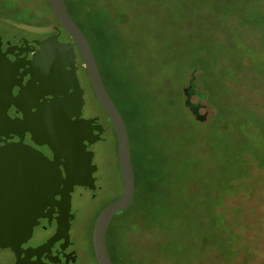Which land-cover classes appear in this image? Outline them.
Segmentation results:
<instances>
[{
	"label": "rangeland",
	"instance_id": "rangeland-1",
	"mask_svg": "<svg viewBox=\"0 0 264 264\" xmlns=\"http://www.w3.org/2000/svg\"><path fill=\"white\" fill-rule=\"evenodd\" d=\"M38 16L44 35L47 0H0V24ZM72 17L129 133L135 194L113 263L264 264V0H75ZM87 109L102 113L92 91ZM94 162L120 194L113 133ZM94 207L73 202L84 249Z\"/></svg>",
	"mask_w": 264,
	"mask_h": 264
},
{
	"label": "water",
	"instance_id": "water-1",
	"mask_svg": "<svg viewBox=\"0 0 264 264\" xmlns=\"http://www.w3.org/2000/svg\"><path fill=\"white\" fill-rule=\"evenodd\" d=\"M47 1L53 16L76 45L92 90L108 116L116 136L122 193L101 211L95 220L92 232V245L97 263L112 264L106 247V231L114 214L128 209L135 194L129 133L103 83L91 46L80 27L69 15L65 0ZM58 36L59 33H56L38 43L39 51L29 63L32 71L24 87L14 81V69L6 54L2 53L0 43V129L15 124L20 125L29 120L27 115L31 110L29 108L23 110L22 105L31 90L37 87V83L57 89V92L47 93L53 96L51 104L45 110H36L31 115L32 123L43 134L44 141L39 144L48 145L54 153L52 161L41 153L26 149L21 142L8 143L2 140L4 143L0 147V248L2 249L15 250L25 243L42 216L41 210L46 205H50L56 195L60 196V203L68 210L73 187L86 185L85 179L80 174L82 165L72 149H64L70 156L68 168H65V179L56 162L58 148L80 143L75 132L59 131L70 128L72 118L70 111L73 108L78 110L82 100V90L74 73L76 70L74 45L59 42ZM67 68L70 69L68 74L64 73ZM15 85H18L20 90L16 96H13L12 89ZM38 97L35 100L38 101ZM11 105L23 113L24 120L21 123L8 117L7 111ZM76 122L81 124L82 120H78L77 117ZM61 185L63 189L59 190ZM5 210L21 211L22 214H6L3 213Z\"/></svg>",
	"mask_w": 264,
	"mask_h": 264
},
{
	"label": "flooded vegetation",
	"instance_id": "flooded-vegetation-1",
	"mask_svg": "<svg viewBox=\"0 0 264 264\" xmlns=\"http://www.w3.org/2000/svg\"><path fill=\"white\" fill-rule=\"evenodd\" d=\"M40 17L41 16H38L32 21H28L24 17H16L17 20L12 21L8 18L2 19L1 23L3 24H0L1 51L6 54V58L14 69V81L19 86L24 87L30 79V71L32 70H30L29 63L39 51V42L49 36L59 33V42L72 43L74 45L76 67L74 73L78 80L79 87L82 90L81 107L78 110L73 108L70 111L72 115L70 128L67 130H60L59 132H75L76 138L80 143L58 148L56 162L62 177L65 179V168H68L70 156L64 149H72L76 153L78 162L82 165L80 174L85 179L86 185H75L73 187L70 193V205L68 210L60 203V196L56 195L50 205H46L41 210L40 213L42 216L38 219V224L33 228L30 237L25 243H22L15 250L11 248H0V264H98L92 245V232L95 219L107 205L120 196L122 193V180L120 194L119 191L113 193L108 192V189H104L101 185L99 167L95 164L94 159L97 145L105 142L110 133H113L115 136V132H108L110 129L113 131L114 129L98 100L97 102L102 113L100 111L93 113L88 112V96L91 91L94 96L95 94L90 85L83 60L76 45L59 25L55 17H53L54 19L47 25L48 33L40 35L43 29V23H41L42 20H40ZM69 71L70 69L67 68L64 70V73L68 74ZM103 83L105 84V82ZM18 85H15L12 89L13 96H16L20 90ZM36 85L37 87L31 90L30 95L25 98L22 105L23 110H28V108L31 110L28 112L27 116H29V120L27 122L21 123L22 120H24L23 113L18 108L13 105L9 107L7 111L8 117L21 124H15L0 129V147L4 145L2 140H6L8 143L21 142L26 149L41 153L48 160L52 161L54 159V153L48 145L39 144L44 141L42 138L43 134L42 131L36 128L32 123L33 118L31 115L36 110H45L53 99V96L47 93L57 92V89L44 85L41 86L39 83ZM69 93H71V91ZM37 96H39L38 101L35 100ZM76 116L78 120H82L81 124H78V122L75 123L77 119ZM62 189L63 185L60 186L59 190ZM79 198L91 201L95 206L94 209L91 210L95 218L92 226L90 243L86 249L79 246L73 235V231L76 228V210L73 208V202L75 199ZM3 213L22 214L21 211L10 212V210H5ZM118 215L119 211L112 217L106 231V247L112 264L114 263L110 248L114 237L113 229L119 217Z\"/></svg>",
	"mask_w": 264,
	"mask_h": 264
},
{
	"label": "trees",
	"instance_id": "trees-1",
	"mask_svg": "<svg viewBox=\"0 0 264 264\" xmlns=\"http://www.w3.org/2000/svg\"><path fill=\"white\" fill-rule=\"evenodd\" d=\"M65 4H66V8H67V11H68V13H69V15L71 16V18L73 19V17H72V13H73V11H74V5H75V0H65ZM74 20V19H73ZM74 22L79 26V24L74 20ZM80 27V26H79ZM80 29H81V27H80ZM82 30V29H81ZM83 32V31H82ZM84 34V33H83ZM103 79V78H102ZM103 82H104V80H103ZM105 85V84H104ZM106 87V86H105ZM107 89V88H106ZM108 91V90H107ZM120 92V91H119ZM109 93V92H108ZM190 93V89H187V90H185L184 89V97H183V100H186L187 101V97H188V94ZM110 95V94H109ZM111 96V95H110ZM111 99L113 100V98L111 97ZM132 99H130L129 98V100H127L126 101V103H127V106H126V108H124V113L126 114V113H128V115L129 116H134V114H135V111H136V107H135V104H134V102L133 101H131ZM113 102H114V100H113ZM114 104L116 105V103L114 102ZM186 105L189 107L190 106V104H188V101H187V103H186ZM185 105V106H186ZM116 107H117V105H116ZM117 109H118V111L120 112V114H121V116H122V118H123V120H124V122H125V124H126V120H125V118H124V116H123V114H122V112L120 111V109L117 107ZM127 111V112H126ZM197 119H199L198 117H197ZM126 127H127V124H126ZM128 130V129H127ZM131 161H132V156H131ZM132 167H133V164H132ZM134 171V170H133ZM135 178V177H134ZM129 208V207H128Z\"/></svg>",
	"mask_w": 264,
	"mask_h": 264
}]
</instances>
